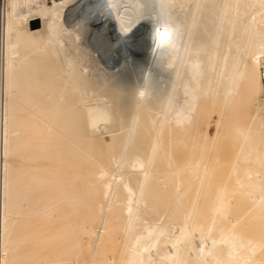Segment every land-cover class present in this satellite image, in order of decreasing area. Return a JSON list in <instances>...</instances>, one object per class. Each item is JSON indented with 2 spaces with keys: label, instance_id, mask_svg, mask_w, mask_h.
<instances>
[{
  "label": "bare ground",
  "instance_id": "obj_1",
  "mask_svg": "<svg viewBox=\"0 0 264 264\" xmlns=\"http://www.w3.org/2000/svg\"><path fill=\"white\" fill-rule=\"evenodd\" d=\"M262 56L264 0H0V264H264Z\"/></svg>",
  "mask_w": 264,
  "mask_h": 264
},
{
  "label": "clouds",
  "instance_id": "obj_2",
  "mask_svg": "<svg viewBox=\"0 0 264 264\" xmlns=\"http://www.w3.org/2000/svg\"><path fill=\"white\" fill-rule=\"evenodd\" d=\"M151 41V51L155 58H161L164 54H175L180 44V26L173 23L171 18L161 17L153 24ZM150 87L149 76L146 75L143 84L138 86L139 96L144 97Z\"/></svg>",
  "mask_w": 264,
  "mask_h": 264
},
{
  "label": "built area",
  "instance_id": "obj_3",
  "mask_svg": "<svg viewBox=\"0 0 264 264\" xmlns=\"http://www.w3.org/2000/svg\"><path fill=\"white\" fill-rule=\"evenodd\" d=\"M258 74L260 84V100L262 102L264 112V56L260 58Z\"/></svg>",
  "mask_w": 264,
  "mask_h": 264
},
{
  "label": "rangeland",
  "instance_id": "obj_4",
  "mask_svg": "<svg viewBox=\"0 0 264 264\" xmlns=\"http://www.w3.org/2000/svg\"><path fill=\"white\" fill-rule=\"evenodd\" d=\"M37 21H38V20H36V19H35V20H31V21H30V26H31V27L36 26V22H37Z\"/></svg>",
  "mask_w": 264,
  "mask_h": 264
},
{
  "label": "water",
  "instance_id": "obj_5",
  "mask_svg": "<svg viewBox=\"0 0 264 264\" xmlns=\"http://www.w3.org/2000/svg\"><path fill=\"white\" fill-rule=\"evenodd\" d=\"M37 23V22H36Z\"/></svg>",
  "mask_w": 264,
  "mask_h": 264
}]
</instances>
